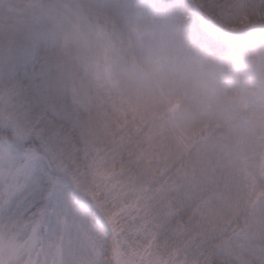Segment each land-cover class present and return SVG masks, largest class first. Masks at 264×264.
<instances>
[{"label":"snow or ice","instance_id":"obj_1","mask_svg":"<svg viewBox=\"0 0 264 264\" xmlns=\"http://www.w3.org/2000/svg\"><path fill=\"white\" fill-rule=\"evenodd\" d=\"M33 39L0 71V264H264V165L240 187L219 168L170 185L134 156L99 166Z\"/></svg>","mask_w":264,"mask_h":264},{"label":"rangeland","instance_id":"obj_2","mask_svg":"<svg viewBox=\"0 0 264 264\" xmlns=\"http://www.w3.org/2000/svg\"><path fill=\"white\" fill-rule=\"evenodd\" d=\"M122 3L0 0V71L42 28L59 104L85 141L98 150L129 146L126 160L134 156L137 174L153 183L210 178L219 168L242 186L264 165V146L255 142L264 140V34L213 35L240 49L231 60L189 45L188 30L211 32L194 12L169 13L166 18H178L172 26L134 9L131 22ZM73 42L83 43L82 54L68 47ZM80 54L86 64L78 69ZM69 104L94 112L72 117ZM110 159L99 156L97 163L106 168L117 157ZM213 210L229 214L234 205L224 201Z\"/></svg>","mask_w":264,"mask_h":264},{"label":"trees","instance_id":"obj_3","mask_svg":"<svg viewBox=\"0 0 264 264\" xmlns=\"http://www.w3.org/2000/svg\"><path fill=\"white\" fill-rule=\"evenodd\" d=\"M123 3V8L127 11L125 12L126 17L128 18V21H131L132 14L131 11L134 9L137 10H146L149 15H151L152 19H162L170 21V24L172 26H177L179 23L177 22L178 13H186V15L190 12H194L192 7L189 5V3L186 0H121ZM53 2V1H52ZM197 7L200 9V11L209 19H211L215 24H217L219 27L225 30H234V29H244L252 25H262L264 24V20H262L260 17L261 15H264V0H194ZM130 7V8H129ZM145 8V9H144ZM143 9V10H142ZM169 13H172L173 15L177 16L176 19H168L166 18ZM195 15V14H194ZM245 17H247V22H245ZM103 18V17H102ZM100 18V23L104 21V19ZM111 21L110 19H108ZM197 23V19L195 17L194 19ZM127 20H125L126 22ZM143 20H141L142 22ZM132 22V21H131ZM124 30L123 28H121ZM187 33V42H189V45L196 51L195 48L201 47L200 50L203 52H207L210 54H213L214 56H221L224 57H230L231 60H233V56L235 57L236 54L240 55L239 52L240 49L233 47L232 45H228L225 42H220L215 39L213 35L218 36L217 33L214 32H206L204 30H198V32H189ZM264 34V31L261 32ZM243 36L240 37H232L229 38L230 40H236V39H242ZM83 44V43H82ZM80 42H73L72 45H69L68 47L73 48L72 51L83 53L82 48L80 49V46H82ZM58 46V45H57ZM54 46V47H57ZM52 47V48H54ZM247 52H250L251 50H255L256 47L251 49L250 47H247ZM259 51H262L263 48L257 47ZM249 49H251L249 51ZM251 51V52H252ZM78 56L79 58L77 61H75L74 65L77 66L76 68L79 69V67L86 64V59H83V56ZM228 57V58H229ZM241 59V58H240ZM75 68V69H76ZM83 71H75L77 75H81ZM90 93L91 90L86 89V94ZM90 95V94H89ZM67 97V96H66ZM65 98V97H64ZM66 98L65 100H67ZM64 107L67 109V102ZM70 106L68 109V112L70 111L73 116L72 117H79L82 120L86 118L87 116L93 114L94 109L86 110L82 108L81 106L75 105V104H69ZM79 136V134L77 133ZM256 140V139H255ZM258 143L259 146L263 148L264 146V140L262 141H255ZM139 145V144H138ZM134 146V147H138ZM133 147V148H134ZM116 146L113 148H107V147H100V150L98 152L99 156H105L108 154L111 159L117 157L116 162L109 163L106 167V169H115L119 170V165L121 160H126L127 155L130 152V147L127 146L124 149V151L121 150L119 147L116 150ZM113 150V151H112ZM101 152V153H100ZM259 151H257L258 154ZM110 159V160H111ZM255 161H253L254 163ZM256 163V162H255Z\"/></svg>","mask_w":264,"mask_h":264},{"label":"water","instance_id":"obj_4","mask_svg":"<svg viewBox=\"0 0 264 264\" xmlns=\"http://www.w3.org/2000/svg\"><path fill=\"white\" fill-rule=\"evenodd\" d=\"M189 5L194 10V14L199 21L200 25L203 27V29L207 31L215 32L219 35H223L227 38L230 37H237V36H244L252 33H257L264 31V24L262 25H252L250 27L244 28V29H234V30H225L219 27L217 24H215L211 19L207 18L197 7L194 0H186ZM193 5L196 6V9L193 8ZM202 13V15L200 14Z\"/></svg>","mask_w":264,"mask_h":264}]
</instances>
